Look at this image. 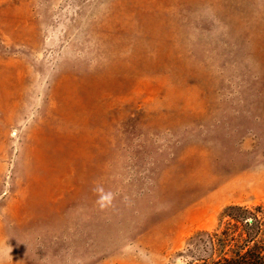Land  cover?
Segmentation results:
<instances>
[{"label": "rangeland", "instance_id": "rangeland-1", "mask_svg": "<svg viewBox=\"0 0 264 264\" xmlns=\"http://www.w3.org/2000/svg\"><path fill=\"white\" fill-rule=\"evenodd\" d=\"M264 202V0H0V264H184Z\"/></svg>", "mask_w": 264, "mask_h": 264}, {"label": "trees", "instance_id": "trees-1", "mask_svg": "<svg viewBox=\"0 0 264 264\" xmlns=\"http://www.w3.org/2000/svg\"><path fill=\"white\" fill-rule=\"evenodd\" d=\"M184 264H264V202L229 205L209 229L189 235Z\"/></svg>", "mask_w": 264, "mask_h": 264}]
</instances>
